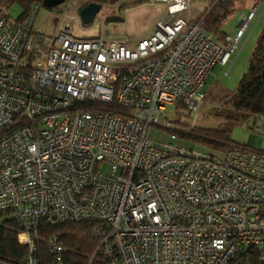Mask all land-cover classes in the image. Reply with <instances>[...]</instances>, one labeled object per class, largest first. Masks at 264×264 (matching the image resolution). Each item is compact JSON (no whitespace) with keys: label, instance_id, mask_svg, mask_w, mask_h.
Returning <instances> with one entry per match:
<instances>
[{"label":"built area","instance_id":"built-area-1","mask_svg":"<svg viewBox=\"0 0 264 264\" xmlns=\"http://www.w3.org/2000/svg\"><path fill=\"white\" fill-rule=\"evenodd\" d=\"M152 1L164 14L135 42L75 39L73 18L46 37L33 30L40 3L20 22L0 16V215L19 227L20 264H65L57 236L43 255L42 223L93 225L89 264H231L243 250L264 264V115L251 118L254 144L225 152L174 133L194 128L213 69L232 66L264 6L218 42L183 17L192 0ZM151 127L170 142L149 141Z\"/></svg>","mask_w":264,"mask_h":264},{"label":"rangeland","instance_id":"rangeland-1","mask_svg":"<svg viewBox=\"0 0 264 264\" xmlns=\"http://www.w3.org/2000/svg\"><path fill=\"white\" fill-rule=\"evenodd\" d=\"M82 4L83 1L79 0ZM212 0H192L189 11L183 14L188 20L196 18L200 12L206 8ZM72 0L65 1L62 5L53 10L41 7L37 16L33 30L46 37H52L54 33L64 29L65 24L71 20L72 36L75 39H94L103 37L104 39L128 38L135 42L149 36L155 26V22L162 13L164 5L154 3L152 0H120L115 6H102L93 22L88 25L82 24L77 9L72 5ZM86 5V4H85ZM245 12L251 10L255 5L264 6V0H244L242 2ZM23 13V8L12 5L7 10V15L12 20H16ZM118 18L119 21L111 22L109 19ZM238 20V13L234 12L222 26V31L226 34L234 32ZM254 22L250 25L253 27ZM264 25V15L254 28L251 36L245 42L238 55L232 57V66L217 65L204 87L205 99L194 121V128L213 130L223 124L217 118H236L242 125L236 127L231 136V140L237 145H252L258 138L250 130L251 118L256 112L236 111L233 100L239 83L247 73L253 50L259 39ZM261 60V59H259ZM263 61V60H262ZM224 75V72L227 71ZM174 108H168L165 119L175 118ZM264 113V112H260ZM182 123L188 124L189 119L178 118ZM183 124V125H184ZM147 139L154 144L170 142L169 134L157 128L151 127L147 132ZM186 148L193 146L188 143L176 142ZM261 149L264 150V139L261 141Z\"/></svg>","mask_w":264,"mask_h":264},{"label":"trees","instance_id":"trees-1","mask_svg":"<svg viewBox=\"0 0 264 264\" xmlns=\"http://www.w3.org/2000/svg\"><path fill=\"white\" fill-rule=\"evenodd\" d=\"M67 1V0H65ZM86 5L95 3L102 6H115L120 0H81ZM241 0H227L220 2L212 0L210 4L202 10L193 23L200 26L218 41L222 42L226 36L221 31L222 26L230 17L234 10V5ZM33 3H40L42 0H0V16L7 13V10L15 4L23 8V13L16 19L17 22L24 20L28 15ZM111 22L119 21L118 18L109 19ZM261 59V60H259ZM263 60V61H262ZM206 96H204L205 99ZM233 105L238 112H264V25L259 39L255 45L247 73L242 77L238 89L235 92ZM98 110L115 111L124 114V110L112 104H92ZM254 114V115H255ZM223 124L213 130L193 128L190 131H178L174 133L179 140L192 146L216 152H225L233 147L231 140L233 130L241 126L242 123L236 118H224L218 116ZM93 225L87 223H65L56 227L42 223L39 228V240L41 251L46 249L44 244L52 236H57L59 241L65 246V264H89L95 254L98 242L92 235ZM19 227L13 220L2 219L0 215V261L7 264H20L25 250L21 248L17 241ZM92 264H105L100 254H97ZM231 264H261L258 255L253 250L239 251L237 257Z\"/></svg>","mask_w":264,"mask_h":264},{"label":"water","instance_id":"water-1","mask_svg":"<svg viewBox=\"0 0 264 264\" xmlns=\"http://www.w3.org/2000/svg\"><path fill=\"white\" fill-rule=\"evenodd\" d=\"M65 0H42V6L48 10H53L62 5ZM101 9V5L91 3L84 5L79 11V18L84 25L91 24Z\"/></svg>","mask_w":264,"mask_h":264},{"label":"crops","instance_id":"crops-1","mask_svg":"<svg viewBox=\"0 0 264 264\" xmlns=\"http://www.w3.org/2000/svg\"><path fill=\"white\" fill-rule=\"evenodd\" d=\"M244 0H241V1H237L236 3H235V5H234V10H233V12H232V14L234 13V12H236V13H238V20H237V24H236V27H235V30H234V32L237 30V28H238V26H239V23H240V18L242 17V16H245V15H247L248 13H249V11L250 10H248V12H245L246 10H244V7H243V5H242V2H243ZM202 12V11H201ZM200 12V13H201ZM163 14L164 13H162V15L160 16V18H158L157 20H156V22H155V24L161 19V17L163 16ZM231 14V15H232ZM230 15V16H231ZM199 16V15H198ZM197 16V17H198ZM197 17L196 18H194L193 20H188V19H186V20H188V21H191V22H193V21H195L196 19H197ZM229 19V18H228ZM255 28V27H254ZM254 30V29H253ZM221 31H222V28H221ZM223 32V31H222ZM226 34V33H225ZM227 35V34H226ZM251 36V35H250ZM148 37V36H147ZM143 39V38H142Z\"/></svg>","mask_w":264,"mask_h":264}]
</instances>
